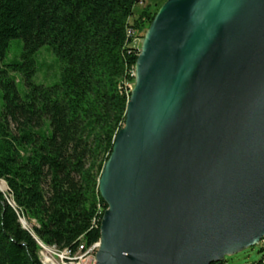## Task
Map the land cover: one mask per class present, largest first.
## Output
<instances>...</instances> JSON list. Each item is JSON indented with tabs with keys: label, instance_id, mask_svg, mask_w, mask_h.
<instances>
[{
	"label": "water",
	"instance_id": "1",
	"mask_svg": "<svg viewBox=\"0 0 264 264\" xmlns=\"http://www.w3.org/2000/svg\"><path fill=\"white\" fill-rule=\"evenodd\" d=\"M98 190L97 264H212L264 237V0H171ZM1 191V190H0ZM2 192V191H1Z\"/></svg>",
	"mask_w": 264,
	"mask_h": 264
},
{
	"label": "trees",
	"instance_id": "2",
	"mask_svg": "<svg viewBox=\"0 0 264 264\" xmlns=\"http://www.w3.org/2000/svg\"><path fill=\"white\" fill-rule=\"evenodd\" d=\"M139 3L0 0V181L7 186L0 191V264H42L36 240L72 252L99 242L107 205L98 183L126 121L140 51L135 32L159 9L136 11ZM14 39L23 43L21 62L3 65ZM43 46L60 64L51 86L33 81Z\"/></svg>",
	"mask_w": 264,
	"mask_h": 264
},
{
	"label": "rangeland",
	"instance_id": "3",
	"mask_svg": "<svg viewBox=\"0 0 264 264\" xmlns=\"http://www.w3.org/2000/svg\"><path fill=\"white\" fill-rule=\"evenodd\" d=\"M170 1L171 0H143V2L141 4V0H140V4L137 5L136 11L143 9L146 6L153 8L155 4H158L159 9H158L154 19L152 20V22L149 24V26L145 29V31L142 34H141V32L136 33L133 30L135 32V40L133 42L134 46H136L139 49L141 48L143 41H144V38H145L147 32L149 31L150 27L152 26V23L155 21L160 9ZM133 20L131 19L130 22H133ZM133 34L134 33H132V35ZM22 46H23V43L20 39H14V40L10 41L8 51L6 53L5 58L2 61V64L8 65V64L16 63V62H21ZM36 63H37L36 64V73L33 77L34 83L44 85V86H51V85H54L58 82L60 64L48 46H43L38 50V52L36 54ZM10 75L15 78L16 82H18L20 80V75L18 73H11ZM134 77H135V75H134ZM135 82H136V80L134 78V83L132 84L131 92L134 88ZM17 87L20 90V92L23 93L24 86L22 84H20ZM2 105H3V99H2V91L0 89V113L2 111ZM2 182L6 185V183L3 180L0 181V184ZM6 192H7V186H5V190L2 191V193H6ZM8 200H9L10 204H13L10 199H8ZM20 219L18 217V221H19L20 225H22V227L30 230L32 227L31 223L21 214H20ZM263 238H261V239H263ZM259 242L260 241H258L257 243H255L254 245L249 246V247L239 248L238 251L234 254L225 255L224 256L225 264H256V263H260L261 262L260 260L262 259L264 252H263L262 246L260 245ZM98 245H99V242L97 243V246ZM98 252H99V247H96V249L92 251V254L81 259L76 264H97Z\"/></svg>",
	"mask_w": 264,
	"mask_h": 264
},
{
	"label": "built area",
	"instance_id": "4",
	"mask_svg": "<svg viewBox=\"0 0 264 264\" xmlns=\"http://www.w3.org/2000/svg\"><path fill=\"white\" fill-rule=\"evenodd\" d=\"M143 0H141L142 4ZM131 32H133V29L131 28L130 31V39H131ZM134 42V41H133ZM134 72H131V74ZM130 74V76H131ZM16 213L18 215V209H16ZM22 226V225H21ZM24 228V227H22ZM26 229V228H24ZM28 230V229H26ZM260 245L264 249V238L260 240ZM92 254V252H87V247L83 244L79 245L77 250L75 252H72L71 250H68V253H62V254H54L52 250L49 249H39V260L42 264H58V259H65V264H76L81 259L87 257L88 255ZM261 264H264V258L263 262Z\"/></svg>",
	"mask_w": 264,
	"mask_h": 264
},
{
	"label": "bare ground",
	"instance_id": "5",
	"mask_svg": "<svg viewBox=\"0 0 264 264\" xmlns=\"http://www.w3.org/2000/svg\"><path fill=\"white\" fill-rule=\"evenodd\" d=\"M140 4V3H139ZM131 35H132V32H131ZM5 184L2 182L0 184V190L1 191H4L5 190ZM21 220V219H20ZM263 238V237H262ZM261 240V239H260ZM259 240V241H260ZM37 242V245L39 246V249H49V250H52L54 252V254H62V253H68V250L69 249H63V250H60L58 249L57 247L55 246H47L45 244H43L42 242L36 240ZM240 244H225V245H222L221 248L219 249V253L216 255V258H220L222 257L223 255H227V254H231L233 251H235V249H237V247H239ZM96 247H101L103 248L104 245L103 243H99V245L97 246V243L92 245L91 247H87V252H92L93 250L96 249ZM263 252H264V249L262 248ZM263 258H264V253H263ZM263 258L261 260L260 263H256V264H261L263 262ZM58 264H65V259H58ZM224 261V257L223 259H220L218 260V264H220V262ZM213 264V263H212ZM217 264V263H216Z\"/></svg>",
	"mask_w": 264,
	"mask_h": 264
},
{
	"label": "crops",
	"instance_id": "6",
	"mask_svg": "<svg viewBox=\"0 0 264 264\" xmlns=\"http://www.w3.org/2000/svg\"><path fill=\"white\" fill-rule=\"evenodd\" d=\"M262 258H263V257H262ZM261 260H262V259H261ZM261 260H260V261H261Z\"/></svg>",
	"mask_w": 264,
	"mask_h": 264
}]
</instances>
